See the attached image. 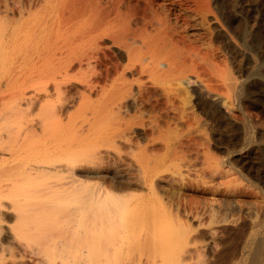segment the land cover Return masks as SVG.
<instances>
[{
	"label": "bare ground",
	"instance_id": "bare-ground-1",
	"mask_svg": "<svg viewBox=\"0 0 264 264\" xmlns=\"http://www.w3.org/2000/svg\"><path fill=\"white\" fill-rule=\"evenodd\" d=\"M10 3L0 59L7 58L10 74L26 68L28 75L20 74L36 87L14 103L0 97V264H118L130 250L150 253L151 237L139 231L189 220L176 194L190 182L181 170V177L169 174L171 163L190 169L204 157L206 165L216 162L210 172L218 163L237 169L230 151L218 158L213 148L224 123L241 119L252 128L249 109L260 97L229 52L258 42L244 33L255 23L245 12H211L209 0ZM83 12H118L109 18L121 21L118 30L103 19L95 29L90 22L94 41L86 54L75 47L86 40L76 26ZM232 16L239 27H230ZM191 102L215 117L229 110L210 127L206 146L195 134L203 122L187 112ZM17 114L19 124L12 122ZM190 221L187 230L171 221L167 230L191 233L197 225ZM262 224L249 234L240 264H264Z\"/></svg>",
	"mask_w": 264,
	"mask_h": 264
},
{
	"label": "rangeland",
	"instance_id": "rangeland-1",
	"mask_svg": "<svg viewBox=\"0 0 264 264\" xmlns=\"http://www.w3.org/2000/svg\"><path fill=\"white\" fill-rule=\"evenodd\" d=\"M28 1L29 0H20L19 2L28 3ZM10 2L12 3L15 2L14 3L15 5L20 4L18 3V0H0V30L5 28L7 25L6 12H11L10 10H7ZM12 3H10V5ZM209 6L211 12H231L232 14L236 12L237 16L240 15L238 12H245L251 19V22L255 23L254 28H250L248 26L245 29L244 33L248 39L256 37L258 42L250 45L249 48L236 49V51L233 50L234 52H232L229 49L231 52V53L229 52V54H231L230 59L234 62L233 63L234 67L235 68L240 67L241 69H243L245 75L250 77L253 80V83L255 82L254 84L252 83L253 89L256 92V94L259 95L260 97L258 99L259 101H257L258 104H256L258 105V107L252 106L249 109L251 115V122H253L251 123L252 128L249 131L251 132L252 130V132L251 133L247 132L243 121H241V119H237L235 122H231L230 125L228 126H226L227 124L225 125V123L223 124L224 126L221 124L222 125L220 128L221 131L218 132V134H215V138L218 139L216 147L213 148V151L216 155L215 157L218 158L222 156L224 157L225 153L227 155L228 153L227 151H230L231 152L230 158L232 159L233 164L237 168L235 170L234 168L231 169V167L225 166L224 164L217 162L218 163L217 165L220 164V167L216 166L215 167L216 170L213 169V171L210 172V170L209 171L207 170V168L209 169L208 166L210 165V163H212L214 167V163L216 162L214 160H212L214 162L209 160L210 163H208L209 165L207 164L208 165L207 166L206 162H203L204 157H202V160H198V162H196L197 165L195 167L193 168L191 167L190 169L187 168L186 166L184 167L179 166L180 169H178L176 164L178 162L171 163L173 165L171 166V168L173 167L172 168L173 170L170 168L171 170L169 171L168 169L169 174L178 178L181 176L177 172L181 170L182 175L185 178V182L187 183L190 182L188 185L183 186V188L178 191L179 193L176 194L180 198L179 199L177 197L180 200L179 207L187 211V214L189 215V220L182 219L181 221H176L177 222L176 225H179L178 228H182V227L185 228V224H186L185 222H189L191 220L190 221L191 226L192 225H197V226H192L193 228L191 233L190 231L185 232L183 228V233L185 232L184 233L185 235L184 234L181 235L187 237L186 238L183 237L184 239L183 238L181 239L182 236L180 235L179 237L181 241L179 240V242H177L178 240L171 237L170 235H172V233L167 230L171 228L173 224L175 225V223L172 222V220H164L163 222H165V226L161 221H159V223L161 222L160 223L161 225L157 223L158 227L154 224L150 225L148 227L152 228L153 226H156L153 227L154 228V230H152L153 233L151 232L150 229L149 232L147 228H146V232H144L145 231L144 229H143L144 231L142 230L139 232L140 234L143 233L142 235H145V238L151 237V239L149 238L146 239L149 240L147 241L148 244L151 245V247H153L154 249L147 247L150 250H152L150 253L148 252V250H145L144 247H143L144 250L142 251L134 250L131 252L130 250L129 252L133 254L132 257L130 253L129 254L126 253V255L128 256L124 254V257L122 256L118 264H136V263L137 264H157V263L175 264L173 260L175 261L176 257L178 256L179 258L181 257V259L183 258L182 262L180 261L179 264H240L244 260V254H242L244 253L242 252L244 250L242 249H244L245 247L244 245H246L245 243L247 242V240L250 239L251 235L255 233L254 230L256 228V225L262 224L264 222V78H263L264 76V0H209ZM83 13H81V15H83L82 18L81 16L78 18V19L81 18L80 19L81 21H78L80 25L77 24L76 26L78 30H81V32L82 29L83 31L84 30L86 31L85 33L83 32L82 35L83 37L81 36L82 33L79 32L80 35L78 34V38L79 39L86 38V40L80 39L81 43L79 44L77 43V45L74 46L76 48L78 47V45H81L79 47L83 46L81 48V52L84 50L85 52H82V54H86L89 51L87 49H90L89 47L93 45L91 43V40L94 41L93 35L90 34L92 33L91 31L92 26L94 27L97 24L100 25L101 23H103V21H107V23L104 22V24L108 26L107 28L109 30L112 29L115 30L116 28H117L116 30H118V28L119 29L121 28L120 26L121 21L119 17L117 18L118 21H116L117 20L116 18H115L116 20L111 21V19L114 16L115 17L119 16L118 12H117V16L115 15L116 14L115 12H104V13L83 12ZM105 17L107 20H104ZM237 18L235 16H232L230 27L231 24L233 28H237L240 26V22H238L239 20ZM96 19H98V23H96L97 21ZM100 19H103V21H101ZM94 21L96 25L93 24ZM110 22L113 23L110 24ZM117 22H119L120 24H116ZM84 34H86L89 38ZM86 41L87 43H89L88 45ZM2 43H3V38L0 37V44H1L0 50L2 47ZM83 44L84 45L86 44L85 47ZM226 51H228V48H226ZM3 59H6V61L0 59L1 61H3L0 62V66L5 68L3 69L2 67H0L1 68L0 97L5 96L7 97V100L10 103H14L20 99L21 95L24 94V92L25 94L27 93L35 94L34 88L36 87V84H34V81L31 82L33 79L31 80V78H28L29 76H26L27 74V71L25 70L26 68L24 69V67L21 66L23 68V69L21 68L22 69L21 71H24L26 73L25 75H22L24 74V72L18 71L20 69L19 67H18L19 69L17 68V70L16 69L13 70L12 74H10L11 73L10 70L7 69L10 67L7 58L4 57ZM5 62H7L8 65ZM91 62L94 63L92 59ZM83 69L85 70L88 78L93 74L92 72L93 70L88 69V65H86L85 63L83 65ZM4 70H5V74H2L4 73ZM7 72L9 73V75ZM86 74L84 73L85 76ZM14 75L15 76L17 75L18 77L17 76L15 77ZM9 76L12 78V80L10 78V82L12 83L9 82ZM13 77H15V79ZM188 81H190L189 83L190 88L193 89V87L196 86L195 83L193 82L194 78H192L191 80L189 79ZM148 86L150 87V85ZM159 93H161V89H159ZM92 97L93 99L97 98V95L93 94ZM192 105L193 103L191 102L189 105L190 109L188 108L187 112L191 116L196 115L197 119L199 118L203 122L201 123L204 125L200 126L199 129L197 130L198 133L195 134L197 135L198 139L201 138L199 139V141L200 142L202 141L201 143H203L204 146H206L208 144L207 142L212 143V138L214 137L212 134L210 135V127H212L215 123H217V121L220 122L222 120H225V118L223 119V116L225 117L227 112L229 113V110L227 109L228 110L227 111L226 107H223L219 112L218 117L217 116L215 117L208 112H205L203 110L202 111L197 110L196 107H191ZM233 111H235L234 113H237L235 109H233ZM213 118H217V120ZM23 120L24 119L20 114L12 116L13 123L19 124ZM196 127L198 128V124H196L195 128ZM222 158H220V160ZM212 164L210 165V168H212L211 167ZM187 171L190 173L188 174ZM214 173L215 175H213ZM169 224H171L170 227ZM262 225H264V223ZM185 229L187 230V228ZM173 230L171 231L173 232ZM179 230L177 231L179 232ZM186 233H188V235ZM146 234L149 236H146ZM173 235L174 237L175 235L177 237L178 233L177 234L173 233ZM179 237L177 238L179 239ZM139 238H141V236ZM158 242H161L162 244ZM171 243L172 245L173 244L175 245L172 246ZM145 244L147 245V243ZM156 253H158V255ZM199 253L201 254V256L199 255ZM174 254H176L177 256H175ZM198 255L199 257H197ZM152 256L153 258H151ZM173 256L175 259L174 258L171 259ZM170 259L172 260L171 262ZM165 261L167 262L164 263Z\"/></svg>",
	"mask_w": 264,
	"mask_h": 264
}]
</instances>
